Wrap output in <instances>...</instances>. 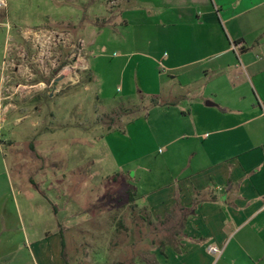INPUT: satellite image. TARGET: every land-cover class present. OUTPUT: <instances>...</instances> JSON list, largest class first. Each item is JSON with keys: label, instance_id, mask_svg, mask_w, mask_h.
<instances>
[{"label": "crops", "instance_id": "obj_1", "mask_svg": "<svg viewBox=\"0 0 264 264\" xmlns=\"http://www.w3.org/2000/svg\"><path fill=\"white\" fill-rule=\"evenodd\" d=\"M108 7L118 10L123 31L104 45L119 51L110 64L126 94L108 100L103 125L110 136L129 126L136 145L115 151L128 156L119 163L101 141L113 163L100 179L127 183L155 219L173 224L175 237L185 224L164 264H264V0H111ZM93 25L88 37L60 34L70 47L77 38L79 48L61 53L50 86L78 84L92 71L88 57L101 33ZM117 110L128 119L120 127ZM98 146L85 142L82 152Z\"/></svg>", "mask_w": 264, "mask_h": 264}, {"label": "rangeland", "instance_id": "obj_2", "mask_svg": "<svg viewBox=\"0 0 264 264\" xmlns=\"http://www.w3.org/2000/svg\"><path fill=\"white\" fill-rule=\"evenodd\" d=\"M110 2L7 0L0 11V264H164L184 237L185 224L175 227L176 239L173 224L155 219L127 183L100 179L113 163L101 141L119 163L128 156L115 151L136 145L135 131L123 126L128 119L118 118L122 111L112 117L126 130L110 136L103 125L108 100L126 94L118 66L110 64L119 51L104 45L123 31ZM89 24L101 32L92 52L84 51L92 71L78 84L50 86L61 53L79 48L77 38L70 47L60 34L88 37ZM41 81L47 86H32ZM95 140L96 153L82 152Z\"/></svg>", "mask_w": 264, "mask_h": 264}, {"label": "built area", "instance_id": "obj_3", "mask_svg": "<svg viewBox=\"0 0 264 264\" xmlns=\"http://www.w3.org/2000/svg\"><path fill=\"white\" fill-rule=\"evenodd\" d=\"M8 7L7 0H0V11L3 9H6ZM263 115H264V109H263ZM209 252L216 256H221L223 253V250L217 248V247H210Z\"/></svg>", "mask_w": 264, "mask_h": 264}]
</instances>
